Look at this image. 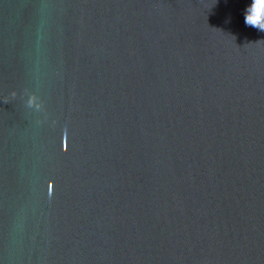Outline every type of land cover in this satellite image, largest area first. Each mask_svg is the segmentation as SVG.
I'll return each mask as SVG.
<instances>
[{"label":"water","instance_id":"obj_1","mask_svg":"<svg viewBox=\"0 0 264 264\" xmlns=\"http://www.w3.org/2000/svg\"><path fill=\"white\" fill-rule=\"evenodd\" d=\"M251 3L0 0V264H264Z\"/></svg>","mask_w":264,"mask_h":264},{"label":"clouds","instance_id":"obj_2","mask_svg":"<svg viewBox=\"0 0 264 264\" xmlns=\"http://www.w3.org/2000/svg\"><path fill=\"white\" fill-rule=\"evenodd\" d=\"M245 24L264 31V6L260 0H252L245 12Z\"/></svg>","mask_w":264,"mask_h":264},{"label":"snow or ice","instance_id":"obj_3","mask_svg":"<svg viewBox=\"0 0 264 264\" xmlns=\"http://www.w3.org/2000/svg\"><path fill=\"white\" fill-rule=\"evenodd\" d=\"M260 4L264 6V0H260Z\"/></svg>","mask_w":264,"mask_h":264}]
</instances>
